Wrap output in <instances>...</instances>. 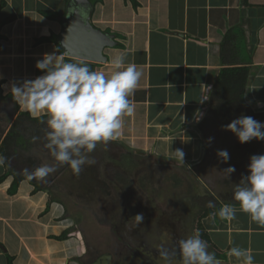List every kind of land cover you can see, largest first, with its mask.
I'll return each instance as SVG.
<instances>
[{
    "label": "crops",
    "instance_id": "1",
    "mask_svg": "<svg viewBox=\"0 0 264 264\" xmlns=\"http://www.w3.org/2000/svg\"><path fill=\"white\" fill-rule=\"evenodd\" d=\"M89 1L95 8L93 27L117 43L105 50L107 63L90 68L110 75L113 58L125 55L126 63L142 72L130 97L133 111L123 117L120 135L127 142L145 150L149 145L164 161L182 149L184 163L197 162L204 142L216 147L213 139L209 143L216 130L204 134L197 126L210 115L214 88L226 69L250 70L245 98L254 112L264 114V0ZM68 4L0 0V35L7 45L0 48V155L7 157L0 166V264H83L88 252L82 230L64 206V194L51 192L44 180L26 178L24 170L35 169L33 157L39 166L47 163L43 146L10 137L19 115L26 113L13 101L11 86L43 75L35 65L45 53L68 59L58 43L62 17L68 10L73 13ZM46 8L61 18L50 20ZM53 34L56 43H48ZM28 131L34 136L32 128ZM22 136L26 140L24 130ZM210 217L203 224L217 251H209L221 264H236L227 256L233 246L250 249L254 264H264V227L239 210L232 221Z\"/></svg>",
    "mask_w": 264,
    "mask_h": 264
},
{
    "label": "clouds",
    "instance_id": "2",
    "mask_svg": "<svg viewBox=\"0 0 264 264\" xmlns=\"http://www.w3.org/2000/svg\"><path fill=\"white\" fill-rule=\"evenodd\" d=\"M35 67L43 75L14 83L10 91L21 111L34 119L47 116L44 147L54 163L42 164L34 171L25 169L26 178L43 181L62 166L70 167L74 175H79L86 165L96 163L91 154L98 144L107 145L119 138L123 117L133 111L130 97L142 72L134 63H126L125 55L113 58L110 75L92 70L87 63L65 62L55 53H45ZM225 129L233 133L240 144L264 141V123L251 116L241 115ZM211 140L209 138V143ZM172 152L184 163L182 149ZM217 156L223 163L230 158L226 149L219 150ZM6 163L7 157L0 155V166ZM235 170L230 166L223 172L230 179ZM247 171L248 175L236 184L233 193L238 209L236 205L225 204L210 218L218 216L221 221H232L239 210L247 214L251 222L264 227V155L251 156ZM208 207L215 206L209 202ZM134 218L138 225L144 220L142 213ZM178 250L180 264H221L215 253L209 251L207 241L201 238L198 230L181 239ZM175 254V250L167 248L160 251L166 264H172ZM227 256L234 258L236 264H254L250 249L233 246Z\"/></svg>",
    "mask_w": 264,
    "mask_h": 264
},
{
    "label": "flooded vegetation",
    "instance_id": "3",
    "mask_svg": "<svg viewBox=\"0 0 264 264\" xmlns=\"http://www.w3.org/2000/svg\"><path fill=\"white\" fill-rule=\"evenodd\" d=\"M74 2V0H70V3ZM70 4L67 6L69 7ZM72 10V9H71ZM73 11V10H72ZM71 13L70 10L67 11L65 17H62V21L69 16ZM34 130V139H36V143H30L31 147H37L43 146V149L46 151L47 156V164H52L54 161L52 157L50 156L48 150L44 147L45 144V133L47 131L46 124L41 125V127L38 128H32ZM26 137V140H30L29 137V131L28 128L24 129L22 128L21 131L23 132ZM40 139V140H38ZM102 145L103 148L107 149V156L102 157L99 153L97 156L95 155L97 151H94L91 154V157L96 161V166L98 169H103L104 174L106 175L105 178L107 179H101L99 171H97L96 168L91 166H85L81 173L79 175H74L73 173L71 175L72 178H69L68 176L61 178L62 174L66 171L68 172V169L70 167L68 166H62L59 167V173L60 177H57L58 179V185L64 186L68 185L70 188H72L70 185L75 184L77 182H81L83 179L89 180L93 178V181L95 182L94 186H99L98 190L100 193L104 194H112L109 195L111 198H113V188L117 189L116 187L112 186V183H110L108 180H114L115 182L122 180V183L131 185L133 184L134 178L139 182V178L141 174L145 171V175L142 176V182L140 183L144 192L143 194L145 197L143 199H138L137 201L128 202V208H124V213H109L108 220H113L116 223V227L113 229L120 235L121 241L123 244H125V250L123 249V245L120 248H115L114 250L110 248L108 252L103 254H99L93 245V249H91L90 245H88V252L87 254L83 255L84 258L82 263L83 264H166V262L161 258L160 251L163 248H167L169 250H175L176 254L174 256V259L172 261V264H180L181 257L179 255L178 250V244L179 241L182 239L178 233H177V226L175 222V219L169 220L167 219V211H160L158 208L155 207V200L150 199L148 197V193L151 194L153 190V182L157 180V185H161L165 180L168 178H171L169 176L170 172L165 173V169L168 167H177L179 164L171 163V162H163L160 159L157 158L156 154L154 152H147L145 148H140L137 146H133L132 148L131 144L129 145L127 141L125 143H122L119 140L111 141L107 145L104 144H98L97 146L100 147ZM127 149H125V147ZM97 147V148H98ZM117 149L116 153H113L114 149ZM122 150H126V153L130 156L128 162L130 164H125V157H121L120 152ZM205 156V155H204ZM128 157V156H127ZM114 160L113 162H110ZM32 162L34 164L35 169L39 167L40 163L39 161L33 157ZM33 169V171L35 170ZM135 174H134V171ZM56 175V176H58ZM176 178V176H172ZM69 179V180H68ZM178 179V178H176ZM37 180V179H36ZM76 180L74 183L73 181ZM98 182H101L99 185ZM82 186L80 189L86 188L88 190L89 184H81ZM198 187L204 186L202 183L199 182ZM58 186V187H59ZM87 186V187H86ZM162 188V187H160ZM136 190V189H135ZM198 190H196L197 192ZM83 196L84 193H87L86 191H82ZM206 192V191H205ZM72 193V192H71ZM207 193V192H206ZM74 194V193H73ZM97 194V192H96ZM103 194V195H104ZM134 194L137 196L139 193L138 190L134 192ZM203 194V193H202ZM201 194V196H202ZM74 196V195H73ZM76 197V196H75ZM77 198V197H76ZM81 201H89L87 196H84V198H80ZM82 203L83 205L86 203ZM153 203V204H152ZM214 204V202H212ZM216 204V203H215ZM87 206V205H86ZM67 208V206H65ZM188 207V206H187ZM190 209V208H189ZM185 210V209H182ZM173 212V213H172ZM171 213V217L174 218L177 216V212H174V210ZM202 212V207L199 205H196L193 209L189 211V213H185V215L182 213L183 216H185L184 221H186V229L189 230V232L192 234L195 232V223L199 217V215ZM93 215L96 217L97 212L92 211ZM108 214V212H106ZM142 213L144 216V220L141 224H137L135 220V216L137 214ZM161 214V215H160ZM107 221V220H105ZM95 222L100 224V220L97 218L95 219ZM121 222V224H120ZM96 224V223H95ZM93 224V225H95ZM130 226V229L126 231L127 237L123 236L120 229L121 226ZM123 230V229H122ZM185 236L188 237L187 234ZM185 239V238H184ZM163 262V263H162Z\"/></svg>",
    "mask_w": 264,
    "mask_h": 264
},
{
    "label": "rangeland",
    "instance_id": "4",
    "mask_svg": "<svg viewBox=\"0 0 264 264\" xmlns=\"http://www.w3.org/2000/svg\"><path fill=\"white\" fill-rule=\"evenodd\" d=\"M46 10L48 9L46 8ZM48 11L52 12L50 10ZM52 13H55V12H52ZM34 38L31 40V45H33V43L36 42ZM118 38L121 43L125 42L124 36L119 35ZM116 49L120 51L121 49H124V47L123 46L117 47ZM34 126L36 125L34 124ZM38 126H41V124ZM34 138L35 137L32 136L30 139H32V143L34 142V144H37L36 143L37 140ZM117 140L123 141V142L126 141V139H124L121 135L119 136ZM130 142L131 140H128L127 143L130 145L131 144ZM207 144H208L207 141L204 142L203 144L204 146H202L203 147L202 154H199L200 159L197 162L182 163V162H179V160L176 158H173V159L169 158L170 160L168 161H164L162 159V161L164 162H171L174 164L178 163L179 165L173 168L172 167L166 168L165 173L170 172L169 176H171V178H168L167 180H165V182H163L161 185H157L156 183L157 180L154 181L152 183L153 188L151 189L153 190V192L151 194L148 193L147 195L148 197H150V199L155 200L154 202L155 204L153 203L152 204L155 205V207L158 208L160 211H167L168 213H171L174 210V212H177V216L174 218H172L171 214H168V213L166 217L169 220L175 219L173 223L175 222L177 226L176 228L177 233L182 239L187 238L185 234H187L188 237L191 235L189 230L186 229L185 227L186 225V221H184L185 216H183L182 213L185 215V213H189V211L193 209L196 205H199L201 201H207L206 200L207 198L212 199L211 195L205 192L206 191L205 189H203L201 186L198 187L199 180H198L197 175L200 174L201 172V174H203V176L206 177L202 179L203 182H205V184L210 189L217 190V191H221V188L217 184L219 180H222V181L232 180L231 184L234 185L233 187H235L239 181L237 179L239 177V174L238 175L232 174L230 179H227L228 174L223 172L225 169L230 167V163L233 164V161H229L227 163H223L222 161L219 162L220 159L216 161V158H218L216 157L217 154H214V155L212 154L213 150L217 152L216 149L208 146ZM131 146L132 148H134L133 146H135V144L133 145L132 143ZM125 149L127 148L125 147ZM146 149H147L146 150L147 152H152V149L149 147V145ZM207 150L210 152L211 155H207V152H208ZM95 151H97V153L95 154L96 156L99 153L101 154L102 157L107 156V149L103 148L102 145L96 148ZM116 151L117 149L115 148L113 150V153L115 154ZM120 155H122L121 156L122 158L127 155L128 157L126 156L125 158V162H126L125 164L127 163L130 164L128 162L130 156L128 155V153H126V150H122L120 152ZM110 162L114 163V160ZM214 164L217 165L218 169H220L219 171L215 167H213ZM91 167H94L97 169V171H99L101 179H106L105 178L106 175L104 174L103 169H98L96 164L91 165ZM211 167L213 168L211 169ZM59 170H57L54 174L50 175L47 179H45L44 183L46 182L51 192L58 190L57 192L61 191L60 194L62 193L64 194V200H63L64 206H67L68 211L71 214L73 223L82 230L81 236L83 235L84 239L86 240L87 244L90 245L91 249H93L92 247L94 245L95 250L99 254H103V253H106V251L108 252L110 248L114 250L115 248H120L123 245L124 247L123 249L125 250L126 245L123 244V242L121 241L120 235L113 229L114 227H116L117 222H114L113 220H108V217H109L108 215L109 213H115L118 211L119 213L120 212L124 213V208L125 207L128 208V202L137 201L139 198L142 199V201L146 200V199H143L145 195L143 194L144 190L140 184L142 182V176L145 175V171L141 174L139 178L140 183H138L137 180L134 178L132 186L128 184L125 185V183L121 182L122 180H119L117 182H115L114 180H108L110 183H112L113 187L117 186V189L113 188V192H112L113 198H111L112 196L110 197L109 195H112V194L103 193L104 194L103 195L102 193L99 192L98 190L99 186H97V184L96 186H94L95 182L93 181V178L89 180L83 179L81 182L79 181L75 184H72L70 185L72 188H70L68 185H65L64 187V186H61L60 184L59 186L58 180H57L58 179L57 177H60V174L58 175ZM132 171H134V174H135L136 170L132 169ZM71 174H72L71 169H68V172L66 173L65 171L62 174L61 178L63 179L66 176H68L69 178H72L73 175ZM172 176H176V178L178 179ZM75 181L76 180H74L73 183ZM79 183L89 184L88 190L86 188L80 189L82 186H80ZM98 183L99 185H101L100 184L101 182H98ZM56 185H58L59 187H56ZM101 188H102V185H101ZM135 189L138 190L140 193L137 196L134 194V192L136 191ZM196 190L198 191L196 192ZM82 191L87 192V193H84V196H87L89 201L87 202L81 201L80 198H84ZM203 198L204 200H202ZM84 202L86 204L83 205L82 203ZM182 209H185V210H182ZM92 211L97 212L96 217L93 215ZM106 212H108V214ZM96 218L101 221L100 224L95 222ZM129 229H130V226L125 225V226H121L120 231L123 236L127 237L126 231H128Z\"/></svg>",
    "mask_w": 264,
    "mask_h": 264
},
{
    "label": "trees",
    "instance_id": "5",
    "mask_svg": "<svg viewBox=\"0 0 264 264\" xmlns=\"http://www.w3.org/2000/svg\"><path fill=\"white\" fill-rule=\"evenodd\" d=\"M6 3V1H3L2 5L5 6ZM43 13L50 20L61 18L57 13H52L49 11H44ZM10 20H13V18ZM56 37L57 35L53 34L52 36H50V38L47 39V42L56 43ZM5 40L6 39L0 35V48L7 46L3 43V41ZM66 62H71V60L66 59ZM249 73L250 70L247 68L226 69L221 72V75L213 91V104L210 115H207L206 118L197 126L198 130L203 131L204 134H207L208 131L211 133L212 129L216 130V134L214 135L215 138L212 134L210 136L215 142V144L213 145L216 146L215 149L217 152L219 150L227 149L230 157L228 162L233 161V164L230 163V166H234L236 169L233 174H239V177L237 178L239 181L237 184L240 183L243 177L248 175L247 169L250 157L253 155H264V141L252 140L251 142L240 144L236 136L225 129L226 125L239 118L241 115L251 116L260 122L264 121V114L254 112L250 108L245 98L247 87L246 85L249 80ZM39 74L43 73L38 71V75ZM46 120V115L34 119L27 112L23 113L22 115H19L15 125L12 127L13 129L10 132V137L21 144H29L28 141L23 139L24 136H22L23 132L21 131V129L41 127L38 125L46 124ZM34 124L36 126H34ZM121 142L125 143V141ZM217 152L213 150L212 154H217ZM207 155H211L209 151L207 152ZM216 157L218 156L216 155ZM218 159L220 158H216V161H218ZM220 161L221 160H219V162ZM215 164L213 167H215L219 171L220 169H218L217 165ZM213 167H211V169ZM197 176L199 182L202 183L206 192L211 195L212 199L207 198V201H201V204L199 203V206L202 207V212L195 223V231L198 230L201 233V238L207 241L209 247H213L217 251V248L215 247V245H213L210 236L206 231L203 220L212 216L214 212H218V210L225 204H233L238 206V204H236L233 199L235 187H233L234 185L231 184L232 180H219L217 184L221 188V191L212 190L205 184V182H203L202 179L205 176H203L201 172ZM202 200H204V198ZM209 202H214L215 207L209 208ZM63 238L67 237L64 236Z\"/></svg>",
    "mask_w": 264,
    "mask_h": 264
},
{
    "label": "water",
    "instance_id": "6",
    "mask_svg": "<svg viewBox=\"0 0 264 264\" xmlns=\"http://www.w3.org/2000/svg\"><path fill=\"white\" fill-rule=\"evenodd\" d=\"M74 2L69 5L72 6L73 13L62 21L63 30L58 38L65 56L72 61L87 64L107 63L108 57L104 52L106 49L116 47L114 37L93 27L91 18L92 10L95 8L89 0H74ZM84 14L86 19L83 17Z\"/></svg>",
    "mask_w": 264,
    "mask_h": 264
}]
</instances>
